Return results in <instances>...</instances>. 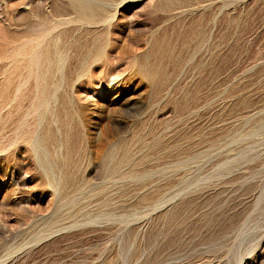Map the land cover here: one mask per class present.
Here are the masks:
<instances>
[{
    "label": "rangeland",
    "instance_id": "obj_1",
    "mask_svg": "<svg viewBox=\"0 0 264 264\" xmlns=\"http://www.w3.org/2000/svg\"><path fill=\"white\" fill-rule=\"evenodd\" d=\"M159 2L124 4L96 28L59 26L53 33L70 29L75 39L101 35L104 64L56 73L57 99L44 97L38 111V83L49 86L31 52L43 39L34 27L31 38L23 33L40 1L0 0V264H236L239 243L244 264H264V218L253 214L264 209V0L176 1L170 12ZM37 132L55 179L68 182H50L35 165ZM217 135L224 145L213 149ZM64 191L73 197L56 217L64 229L27 244ZM245 218L254 228L234 245Z\"/></svg>",
    "mask_w": 264,
    "mask_h": 264
},
{
    "label": "bare ground",
    "instance_id": "obj_2",
    "mask_svg": "<svg viewBox=\"0 0 264 264\" xmlns=\"http://www.w3.org/2000/svg\"><path fill=\"white\" fill-rule=\"evenodd\" d=\"M32 1V0H31ZM40 1V4L36 5L35 7H31L29 10H31V12H33L34 16L37 18V21L33 24V19L32 18H29V16H27V19H25L26 24L27 25V29L25 28V32L22 34L23 37L26 39V38H31L33 36V34L36 35V33H33V27L34 28H37V34L41 35L43 41L46 39V42L45 44H43L44 42L41 41L40 43H37L34 47H33V51L31 52V60H32V66L36 68L37 70V76L38 78H46L47 82H46V85H48L49 87H45L43 84H40V82L38 83V96H42L41 98L39 97V101H38V104H37V109L38 111H40L39 108H42L44 107L43 106V102L44 100L43 99H46L47 101L54 98H56V93H57V89L59 87H57L58 85V82H60V79L56 77V73H58L59 71H63L65 70L66 68H72L74 67V70H78L79 72H81L82 70H84L85 68L89 67L93 64V63H99V64H104L102 62V59H103V56H104V41H103V37L99 34H96L94 33L93 35L90 36V38H86L83 36V34H81L80 36L77 37V39H75L74 37H71L69 33H64V32H68V31H71L70 29L66 30V31H63L60 33V31H58L59 33H53L57 28H59V26H62V25H65V23H69V22H65V21H71V23L73 22H77L79 24H81V27L82 26H85L86 29L87 27L89 28L90 26H99V25H103L106 24V23H111V21L115 18V15L117 13V10L120 6L124 5V4H127L129 2H133L135 0H62L64 3H61L60 0H39ZM138 1V0H137ZM178 1L179 3H182V5L184 6V3L185 2H188L190 0H160V5H159V8H161L160 10H163V11H168L170 12L172 10V7L175 5V2ZM177 2V3H178ZM33 3V2H31ZM35 3V2H34ZM158 3V4H159ZM178 3V5H179ZM34 5V4H32ZM181 6V5H180ZM178 6V7H180ZM182 6V7H183ZM47 7V8H46ZM177 7V8H178ZM158 8V9H159ZM176 8V7H175ZM181 9V7H180ZM49 10V11H48ZM173 10H176V9H173ZM179 10V8H178ZM71 16L68 18V16ZM65 16H67L66 18H68L67 20H65ZM25 17V16H24ZM24 19V18H23ZM32 25V26H31ZM95 27V28H96ZM64 29V28H63ZM79 30V29H78ZM89 30V29H88ZM97 30V29H96ZM95 31V29L93 30ZM102 31V30H101ZM36 32V31H35ZM97 32V31H95ZM98 33V32H97ZM2 34V33H1ZM78 34V33H77ZM3 35V34H2ZM4 38H7L9 39L10 36L7 32L4 33ZM90 35V34H89ZM97 37H95V36ZM94 36V37H92ZM105 36V34H104ZM9 37V38H8ZM13 37V36H12ZM22 37V38H23ZM40 37V36H39ZM81 37V38H80ZM84 37V39H83ZM162 38V37H161ZM184 38V36H183ZM182 38V39H183ZM83 39V40H82ZM159 39V38H158ZM164 40V39H163ZM163 40H161L163 42ZM160 42V41H159ZM165 42V40H164ZM157 43H158V40H157ZM168 43V42H167ZM156 44V43H155ZM165 44V43H164ZM160 46H162V43L160 44ZM159 46V47H160ZM36 47L38 49H36ZM163 48L166 49V47H162L161 51L163 52ZM36 49V50H35ZM143 65V64H142ZM158 66V65H157ZM147 67V66H146ZM149 67V66H148ZM152 67V66H150ZM155 67V66H154ZM158 68V67H157ZM88 69V68H87ZM153 69V68H152ZM151 69V70H152ZM89 70V69H88ZM144 70V69H143ZM151 70L149 69H145V72L149 75V76H152L151 75ZM154 70V69H153ZM157 70V69H156ZM61 71V72H62ZM73 71V70H72ZM84 72V71H83ZM82 72V73H83ZM60 73V72H59ZM63 73V72H62ZM65 73V72H64ZM61 74V73H60ZM144 74V73H143ZM146 74V75H147ZM159 76L162 75V70L161 68L159 67L158 68V73ZM156 75V73H155ZM154 75V76H155ZM164 75V74H163ZM59 77V76H58ZM163 77V76H162ZM165 77V76H164ZM68 78V77H67ZM161 78V76L159 77ZM165 79V78H164ZM45 89V90H44ZM46 97V98H44ZM60 98V97H59ZM69 98V97H68ZM66 100V99H65ZM38 117H36V120H39L38 125L40 126L41 125V122H40V119L42 117H44L45 115L42 116L41 112L37 114ZM242 116V115H241ZM248 118V117H247ZM242 119V118H241ZM246 119V118H245ZM249 119V118H248ZM223 120H220V122H222ZM230 122V121H229ZM234 122V121H233ZM248 122V120H247ZM255 122V121H254ZM253 122V123H254ZM255 124H258V123H255ZM262 124V123H261ZM260 124V125H261ZM230 125V124H229ZM233 125V124H231ZM257 126V125H256ZM227 127V126H226ZM255 126H253L254 128ZM262 127V126H261ZM264 127V126H263ZM262 127V128H263ZM229 128V127H228ZM228 128L226 129L228 131ZM233 128V127H232ZM252 128V127H251ZM250 128V129H251ZM252 128V129H253ZM230 129V128H229ZM234 129V128H233ZM260 128L257 129V131L259 130ZM40 130V129H39ZM264 130V129H262ZM38 131V129H37ZM224 131V130H223ZM231 131V130H230ZM234 131V130H233ZM251 131V130H249ZM248 131V133H249ZM254 130H252L251 132H253ZM40 132V131H39ZM263 133V131H261ZM260 132V133H261ZM38 133V132H37ZM216 133V132H215ZM214 133V134H215ZM218 133V132H217ZM222 133H225V132H222ZM229 133V132H228ZM232 133V132H231ZM246 133V132H245ZM40 133L38 134H35L32 136V138L30 139V143H29V150L31 152V155L34 157L33 161L35 162V165L43 172L46 174V176H48V179H50V182H53L56 177V169L55 167L57 166V163L54 159H52L51 157V151H50V144L48 146L47 142H46V139L44 138V134L42 135H39ZM226 134V133H225ZM230 134V133H229ZM228 134V135H229ZM236 134V133H235ZM242 133H240L241 135ZM254 134V132H253ZM259 135V133H256ZM216 135V134H215ZM232 135V134H231ZM236 135H239L238 133ZM247 135H250V134H247ZM255 135V134H254ZM243 136V135H242ZM252 136V135H251ZM261 136V135H259ZM264 136V135H263ZM227 137V136H226ZM225 137V138H226ZM238 136H234L232 135L231 136V142H233L234 140L236 141V138ZM224 138V139H225ZM228 138V137H227ZM241 138V137H240ZM240 138H239V141H240ZM246 138V137H245ZM250 138V136H249ZM263 138V137H262ZM215 139V138H214ZM213 139V140H214ZM205 140V139H204ZM227 139H225L226 141ZM244 140V138H243ZM246 140V139H245ZM51 141V139H50ZM207 141V140H205ZM223 141V136L222 135H217L216 136V140H214L213 142V145H212V148H220V146L224 145V144H221ZM229 141V140H228ZM242 141V140H241ZM53 142V141H52ZM230 142V141H229ZM229 142H227L228 144H230ZM243 142V141H242ZM241 142V143H242ZM254 142V141H253ZM257 142V141H256ZM262 142V141H260ZM204 143V142H203ZM226 143V142H225ZM232 144V143H231ZM234 144V143H233ZM227 145V144H226ZM254 145V144H253ZM211 146V145H210ZM228 146H225V148L227 147L228 149ZM231 146V145H230ZM240 146V144H239ZM250 147V145H248ZM235 147V145H234ZM241 147V146H240ZM253 147V146H252ZM230 148V147H229ZM255 148V146H254ZM226 149V150H227ZM231 149V148H230ZM249 149V148H248ZM222 150V148H221ZM220 150V151H221ZM224 150V148H223ZM232 150V149H231ZM235 150V149H234ZM237 150V149H236ZM240 150V149H239ZM252 150V149H251ZM233 151V150H232ZM203 152V151H202ZM201 154H199L198 157H202L203 155H205L206 153L203 152ZM213 151H210L209 153H212ZM215 152V151H214ZM222 152V151H221ZM234 152V151H233ZM73 153V152H72ZM230 153V152H229ZM245 153V152H244ZM251 153V152H250ZM66 154V152H65ZM69 154V153H68ZM112 154H115L114 157L116 156L117 159H118V153H112ZM198 154V153H197ZM216 154V153H214ZM219 154V153H218ZM223 154V153H221ZM225 154V153H224ZM227 154V153H226ZM232 154V152H231ZM239 154V153H238ZM243 154V153H242ZM70 155V154H69ZM73 155V154H72ZM108 155V154H107ZM207 155V154H206ZM209 155V154H208ZM229 155V154H228ZM246 155H247V152H246ZM245 155V156H246ZM252 155V154H250ZM254 155V154H253ZM53 156V155H52ZM210 156V155H209ZM219 156V155H218ZM215 157L216 158H218ZM222 157V155H220ZM239 157H241L240 155H238ZM220 157V158H221ZM228 157V156H227ZM64 158V157H63ZM66 158V157H65ZM109 158V157H108ZM127 158H128V155H127ZM203 158V157H202ZM205 158V157H204ZM213 158V157H212ZM237 158V157H236ZM69 159H70V156H69ZM115 159V160H117ZM196 159V158H195ZM199 159V158H198ZM233 159V157H232ZM231 159V160H232ZM235 159V158H234ZM233 159V160H234ZM248 159V157H247ZM251 159V158H250ZM254 159V157H253ZM252 159V160H253ZM127 160V159H126ZM32 161V162H33ZM65 161V159H64ZM69 161V160H68ZM74 161V160H72ZM190 161H192V158L190 159ZM196 161V160H195ZM213 161V159H212ZM230 161V159H229ZM228 161V162H229ZM240 161V160H239ZM244 161V160H243ZM58 162V161H57ZM70 162V161H69ZM68 162V163H69ZM117 162V163H116ZM197 162V161H196ZM225 160L223 162H220L221 163H224ZM228 162H225V163H228ZM231 162V161H230ZM233 162V161H232ZM238 162V161H237ZM245 162V161H244ZM253 162V161H252ZM61 163H63L61 161ZM119 161H115L114 164H118ZM198 163V162H197ZM196 163V164H197ZM239 163V162H238ZM32 164V163H31ZM34 164V163H33ZM32 164V165H33ZM219 164V163H217ZM216 164V165H217ZM219 164V165H220ZM232 164V163H231ZM247 164V163H246ZM244 164V165H246ZM251 164V163H250ZM69 165L71 166V164L69 163ZM216 165H215V169H216ZM218 165V166H219ZM223 165V164H221ZM235 165V164H234ZM243 165V166H244ZM255 165V164H254ZM262 165V164H261ZM264 165V164H263ZM262 165V166H263ZM65 166V164H64ZM73 166V165H72ZM71 166V167H72ZM227 166V165H226ZM225 166V167H226ZM139 167V166H138ZM138 167L135 169V170H131L129 173L127 174H122V175H117L115 177V180H123L126 181L125 179L126 178H129L130 176L132 175H137L136 172ZM224 167V166H222ZM221 167V168H222ZM236 167V165H235ZM34 168V167H33ZM261 168V167H260ZM212 169V168H211ZM214 167H213V170H215ZM218 169V168H217ZM226 169V168H225ZM237 169V167L235 168ZM234 169V171H235ZM219 170V169H218ZM240 170V169H239ZM217 171V170H216ZM215 171V172H216ZM228 171V170H227ZM255 171V170H254ZM223 172V171H221ZM243 172V171H242ZM40 173V172H39ZM69 173V172H68ZM139 173V172H138ZM147 173V172H146ZM145 173V174H146ZM214 173V172H213ZM63 174V173H62ZM66 174V173H65ZM64 174V176H65ZM140 174V173H139ZM138 174V175H139ZM215 174V173H214ZM218 174V173H217ZM220 174V173H219ZM226 174V173H225ZM230 174V173H229ZM237 174V173H236ZM68 175V174H67ZM147 175H149V173H147ZM231 175V174H230ZM229 175V177H230ZM234 175V174H233ZM251 175V174H250ZM145 176V175H144ZM143 176V177H144ZM214 176V175H213ZM249 176V175H248ZM252 176H253V172H252ZM136 177V176H135ZM140 177V179L142 180L143 178H141V176H138ZM146 177V176H145ZM144 177V178H145ZM199 177V176H197ZM202 177V176H201ZM212 177V176H211ZM210 177V178H211ZM216 177V176H215ZM228 177V175H227ZM232 177V176H231ZM69 178V176H68ZM184 178V177H183ZM187 178V177H186ZM208 178V177H207ZM249 178V177H248ZM254 178H255V174H254ZM65 179V178H64ZM146 179V178H145ZM144 179V180H145ZM176 179V177H175ZM204 179V178H203ZM225 179V178H224ZM244 179V178H243ZM264 179V177H263ZM168 180V179H167ZM170 180V179H169ZM185 180V179H184ZM199 180V178H198ZM245 180V179H244ZM251 180V179H250ZM254 180V179H253ZM67 181V180H66ZM66 181H62L59 180L57 181L56 180V184L58 186L61 185V183H65ZM172 181V179H171ZM170 181V182H171ZM197 181V180H196ZM205 181V180H204ZM24 182V181H22ZM68 182V181H67ZM140 182V181H139ZM142 182V181H141ZM145 182V181H144ZM155 182V181H154ZM164 182V181H163ZM168 182V181H167ZM176 182V180L174 181ZM143 183V182H142ZM181 183V181L179 182ZM232 183V182H231ZM75 184V183H74ZM165 184V182H164ZM172 184V183H171ZM196 184V183H195ZM253 184V183H252ZM192 185V184H191ZM190 185V187H191ZM197 185V184H196ZM164 186V185H162ZM169 186V185H168ZM172 186V185H171ZM180 186V185H179ZM259 186V185H258ZM140 187V186H139ZM173 188V187H172ZM188 188V187H187ZM167 189V187H166ZM171 189V188H170ZM169 189V191L171 192V190ZM176 189V188H175ZM183 189V188H182ZM174 190V189H173ZM185 190V189H184ZM200 190V189H199ZM203 190V189H202ZM201 190V191H202ZM205 190V188H204ZM258 190V189H257ZM55 191L57 192V188H55ZM157 191V190H156ZM160 191V190H159ZM194 191V189L192 190ZM260 191V190H259ZM158 192V191H157ZM204 192V191H203ZM185 193V192H184ZM182 193V194H184ZM72 194L74 195V191L72 192ZM155 195V193H153ZM58 195V194H57ZM159 195V194H157ZM177 195V194H176ZM179 195V194H178ZM254 195V194H253ZM264 195V194H263ZM155 197V196H153ZM172 197V196H171ZM181 197V196H180ZM262 197V196H261ZM58 200H57V203H56V207L55 209L53 210V212L51 213V215L48 217V220L44 221L43 226L37 230L36 228L33 229L32 232H34L35 234L32 235L31 234V238L29 239V242L27 241L26 243L27 244H33V245H37L39 242H41V240L45 239V238H48L50 236H52L53 234H55L56 232H60L62 229H64L63 227L61 228H58L55 227V224H56V217L57 218H62L63 215H59V213L61 211H63V209H61L62 207H66V206H69L71 205V202H72V199L73 197L72 196H69L65 193V191L63 193L60 194V196H57ZM145 198V197H143ZM175 198V196H174ZM88 197H85L82 195L81 197V200H80V206L82 207L81 210H84L85 209V206H86V203L88 201ZM150 199V198H148ZM147 199V200H148ZM152 199V198H151ZM169 199V198H168ZM172 199V198H171ZM176 199V198H175ZM256 199V197H255ZM254 199V200H255ZM258 199V197H257ZM145 201V200H144ZM155 201V200H153ZM252 201V200H251ZM262 201V200H261ZM150 202V201H149ZM156 202V201H155ZM165 202V201H164ZM164 202L162 203V205L164 204ZM169 203V201H167ZM172 202V201H171ZM170 202V203H171ZM177 202V201H176ZM148 203V202H147ZM151 203V202H150ZM166 204V203H165ZM258 204V203H257ZM261 204V203H260ZM259 204V205H260ZM159 205H160V202H159ZM161 205V206H162ZM248 205V204H247ZM160 206V207H161ZM258 206V205H257ZM157 207V206H156ZM260 207V206H259ZM67 209V208H66ZM65 209V210H66ZM258 209V208H257ZM61 210V211H60ZM70 210V209H69ZM252 210V209H251ZM254 210V209H253ZM256 210V208H255ZM258 213L257 215L260 217H263L264 218V209L263 210H260V212H254L253 214H256ZM62 214V213H61ZM250 214V213H248ZM65 215V214H64ZM84 216V214H83ZM71 218L72 215L68 216L66 215L65 219L66 218ZM85 220H86V216H84ZM67 218V219H68ZM247 218V217H246ZM246 218H245V222L243 223V225L240 227V228H236L239 232H238V237L237 239L235 240L234 242V245L236 243L237 240H241L242 238H246L250 232V230H253V226H251L252 222L249 220L248 222L246 221ZM249 218V217H248ZM254 218H257V217H254ZM259 219V220H260ZM84 220V221H85ZM228 221V220H227ZM244 221V220H243ZM258 221V220H257ZM261 222V221H260ZM262 223V222H261ZM224 224V223H223ZM61 225V223H58L57 226ZM74 225V224H73ZM261 226V225H260ZM256 228V227H255ZM257 229V228H256ZM224 230V229H223ZM36 231V232H35ZM234 232V231H233ZM235 233V232H234ZM30 236V235H29ZM252 236V234H250V237ZM254 236V235H253ZM249 237V238H250ZM248 238V237H247ZM224 239V238H223ZM238 243V242H237ZM264 244V236H261L259 238V242L257 244V246L259 245H262ZM21 245V244H20ZM24 245V244H22ZM26 245V244H25ZM24 245V246H25ZM32 245V246H33ZM240 245V243H239ZM239 245H235L233 247L236 248L237 251L236 252V255H237V262L236 264H244V254L242 255V253H237L239 249H241L242 246H239ZM24 246H20L19 249L21 247L25 248ZM27 246V245H26ZM29 246V245H28ZM232 247V246H231ZM28 248V247H27ZM257 248V247H256ZM22 249V248H21ZM225 249V248H224ZM226 249H228L226 247ZM225 249V250H226ZM16 250V249H15ZM231 250V249H230ZM235 250V249H234ZM19 251V250H17ZM232 251V250H231ZM256 251V250H255ZM259 252V251H258ZM227 253V252H226ZM229 253V252H228ZM239 254V255H238ZM251 254V253H250ZM253 255V254H252ZM250 257V256H248ZM8 259V258H7ZM5 259V260H7ZM236 259V258H235ZM257 259V258H256ZM264 259V258H263ZM254 260V259H253ZM222 261V260H220ZM263 261V260H262Z\"/></svg>",
    "mask_w": 264,
    "mask_h": 264
}]
</instances>
